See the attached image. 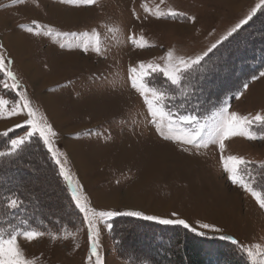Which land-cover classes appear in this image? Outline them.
<instances>
[{"label":"rangeland","instance_id":"rangeland-1","mask_svg":"<svg viewBox=\"0 0 264 264\" xmlns=\"http://www.w3.org/2000/svg\"><path fill=\"white\" fill-rule=\"evenodd\" d=\"M145 4L153 10L157 6L161 11L175 9L196 20L193 23L184 18L157 19L144 11ZM254 4L255 0H163V3L161 0H97L95 5L77 6L61 0H18L17 3L0 0V44L7 52V57L3 56L6 62L12 61L8 68H18L20 72L18 61L22 58L28 71L21 72L19 87L14 90L2 86L13 82L0 72V85L9 92L8 96H0L9 101V107L14 103L22 106L20 97H26L37 112V118L43 117L52 125L57 133L52 138L57 156L70 171L73 182H79L82 201L86 197L91 207L98 211H141L161 218L184 219L197 233L233 237L241 249L251 248L258 262L264 259V209L251 193L232 183L224 169L218 144L196 150L161 137L150 122L152 117L144 97L132 86L131 79V69L136 68L139 75L141 63L165 66L169 50L174 49L177 55L185 57L206 51L248 16ZM33 21L39 25L40 35L25 30L28 26L36 27ZM262 29L264 15L255 26L247 28L245 35L254 41L264 39ZM48 30L52 35L45 34ZM94 32L99 33L103 54L91 47L85 52L78 46L88 39L84 33L92 35ZM56 33L77 35L65 37ZM130 37H143L147 46L136 47ZM242 38L236 43L248 39ZM228 40L209 53L208 57L212 58L207 63L211 70L196 76L198 82L192 86V91L197 95L195 93L193 101L202 102L201 91L206 92V97L214 96L211 91L214 85L227 90L242 79L248 88L244 90L242 86L243 95L239 99L235 96L241 91L230 95L209 115L199 117L201 120L211 117L225 103L230 104L229 112L250 119L258 113L264 114V78L253 80V75L247 74L252 69L258 70L257 75L264 71V67H260L264 60L257 55L238 65L235 54L225 58L229 48H218ZM68 43L73 46L67 47ZM62 44L66 46L62 48ZM231 59L234 60L231 62ZM244 65L247 69L242 71ZM162 78L166 77L150 73L145 75L144 81L149 87L170 89L171 85ZM169 100L166 110L173 109ZM26 119L24 113L0 118V152H10L9 141L31 130L24 123ZM17 124L22 126L16 127ZM175 127L178 129L181 125ZM252 130L264 132V128L255 124ZM5 132L10 135L6 141L9 149L2 135ZM33 139L34 143L14 159L16 169L8 170L1 166L4 162L0 164V194L10 189L19 192L49 224L40 230L45 232L43 237L31 242L17 237V242L25 258L33 260L34 264H90L91 242L83 213L72 194L66 193L59 165L43 138L36 134L25 144ZM228 155L264 164V141L231 137L225 141L223 151V156ZM6 162L8 166L12 163ZM250 168V176L243 179H251L252 186L261 191L264 179H260L261 186L256 184L259 176L264 175V168L254 165ZM125 217L132 216L111 218L108 223L112 225L123 218L111 230L103 221H97L98 251L103 264H141L143 250L138 237L142 228ZM205 223L221 231L202 229L200 225ZM8 229L0 228V232L8 236L22 230H9L8 234L4 231ZM53 234L58 238L52 239ZM226 241L230 240L218 238L201 243L212 252L206 258L210 264H227L222 255H216L233 251ZM247 258L253 264L248 255Z\"/></svg>","mask_w":264,"mask_h":264},{"label":"snow or ice","instance_id":"snow-or-ice-1","mask_svg":"<svg viewBox=\"0 0 264 264\" xmlns=\"http://www.w3.org/2000/svg\"><path fill=\"white\" fill-rule=\"evenodd\" d=\"M18 0H13V3H17ZM65 4L73 5H84L91 6L97 3V0H61ZM163 3V0H161ZM261 8H264V0H260V3L256 5V8L246 16L244 19L240 20L221 40H217L216 43H213L206 51L195 57H185L183 55H177L176 51L169 50L166 55V64L161 67L159 64H148L145 65L141 63L139 65V75H137V69L132 68V86L138 88L141 92V95L144 97L145 103L149 110V113L152 117L151 123L155 126L156 130L159 132L160 136L165 140H172L179 142L184 145H190L193 149L199 150L202 147H207L209 144H218L221 150V159L223 161L224 169L229 173V178L233 184H239V186L244 189V191L251 193V195L256 199L259 207L264 209V187L261 191H257L252 186V180L245 181L244 176L251 173L250 166H257L264 168V164H258L257 162L249 161L243 157L236 155H228L227 157L223 156V151L225 149V141L235 136H243L248 140H260L264 141V132H256L252 130V126L255 124L259 128H264V114H256L251 119L248 116H241L236 112H229L228 108L230 104L225 103V105L220 108L218 111L214 112L211 117L201 120L197 114H194V109L189 110L185 108V105L182 103L178 106V109H184L183 113L179 110L173 111V109L168 108L166 110V102L171 99L175 100V96H170L166 89H156L149 87L144 81V77L150 73H160L167 78V82L175 87L182 97L191 99L189 93L192 91V80L193 72L199 70L202 61L205 60V57H208L217 46L223 41L232 37L242 26L249 23L252 20L253 16L256 15V12ZM144 11L151 16L160 18H184L190 22H195V17H189L184 12H179L175 9L169 8L167 11H161L159 6L156 7V10H153L144 5ZM140 19L139 16L136 17ZM36 27L28 26L25 30L29 33L35 35H40L39 25L36 21L32 22ZM21 27H25L21 25ZM46 35H52L51 30L45 32ZM58 36H76V33H56ZM85 37H88L87 40H84L80 45L85 52L91 47L98 54H103L101 47V40L99 33L94 32L92 35L89 33L83 34ZM131 42L138 48H144L147 46V42L143 37L136 39L135 37H130ZM66 45H61L65 47ZM72 43H68L67 47H72ZM3 45L0 44V48ZM12 61H5L3 54H0V72L5 73V75L11 79L12 84L3 83L2 86L9 89H16L19 87V81L17 75L8 68V64H11ZM264 78V71L259 72L258 75L253 76V80H258ZM248 84L243 85V89L247 90ZM150 94V95H149ZM243 95V91L236 94L235 98L239 99ZM22 100L21 104L14 103L13 106L9 107V101L0 96V118H8L18 116L21 113H24L27 119L24 121L25 124L30 126V131H27L26 135L19 136L16 139H11V151L10 152H0V157L6 155H12L16 153L18 149H21L23 145L31 138L33 135L38 134L39 137L43 138L44 143L47 145L49 152L52 153L55 158L56 164L59 165L60 175L71 187L72 198L75 201L76 206L79 208V211L83 213V219L88 231L89 240L91 242V255L88 257L90 264H103L101 256L99 254V235L100 231L97 227V221H103L105 226L111 230L113 225L108 223L109 220L113 217L120 215H127L132 217H142L146 220L158 221L164 225H181L184 228H190L191 231L196 232L197 229L192 227L184 219H170V218H161L158 216L145 215L141 211H127V212H117V211H98L97 209L90 206V203L85 197L82 201L80 193L79 182H73L72 175L70 171L64 167V163L57 156V150L54 149L52 138H54L57 133L53 129L52 125L47 123L43 117L37 118V112L31 106L30 101L24 96L20 97ZM25 109L27 110L25 113ZM176 125H181L178 129ZM22 125L17 124L16 127H21ZM11 131V129H9ZM178 132L179 134H175ZM2 135H7V132ZM187 151V148L184 149ZM7 207L10 209H17L22 205V201L17 196L7 197ZM176 216V213L172 214ZM202 229L212 228L214 232H220L219 228H215L209 224H201ZM45 232L38 229H22L11 233L8 236H5L0 232V264H34V261L31 259L25 258L23 250L20 248L17 237H23L27 241L31 242L40 237H43ZM199 235H206L205 232L200 231ZM58 237L53 234L52 239H57ZM67 239V236L64 237ZM222 240H230L233 244L239 245V242L231 236L221 235L219 237ZM258 248L259 245H256ZM242 251H245L249 258L252 259L253 264H264V259H261L257 262L256 254L252 251L251 248L242 247Z\"/></svg>","mask_w":264,"mask_h":264},{"label":"trees","instance_id":"trees-1","mask_svg":"<svg viewBox=\"0 0 264 264\" xmlns=\"http://www.w3.org/2000/svg\"><path fill=\"white\" fill-rule=\"evenodd\" d=\"M263 15H264V8H261L259 11L256 12V15L253 16L252 20H250L248 24L244 25L241 29H239L236 33L233 34L234 36L231 39H229L224 45H221V47L218 48L219 50L225 47L227 49L229 48L228 50L229 53H225L224 55V57L226 56L225 58L229 59L230 57L229 54L230 55L235 54V58H236L235 60L238 63V65L239 64L242 65L243 62H245V60L249 62V60L253 59V57H256L257 55L262 56V60H264V43H263L264 39L258 38V40L255 39L254 41V39H251L250 37H247V35H245L247 28L251 26H255L256 21ZM262 31L264 30L262 29L261 32ZM241 36L248 39L243 40L242 42L240 41L239 44L236 43L239 42L238 40H241ZM248 42H250L251 45H248ZM238 51H240L239 54ZM210 58H212L211 55L207 57L204 61H202L199 70L193 72L194 79L192 80V86L197 85L198 82L196 81L197 80L196 78L198 77L197 75L200 76V74L207 73L209 70H211L210 65H208L207 63V60ZM233 60L234 59H231V62ZM260 67H264V63ZM244 69H247L245 65L243 66L242 71ZM248 73L249 76L251 75L256 76L258 70L252 69V71L247 72V74ZM162 80L165 83H168L166 78H162ZM209 81L211 82L210 78ZM238 83H239L238 85L233 86L232 88L227 90L222 89L221 85L217 87L214 85L215 87L213 86V89H211V91L214 93V96L212 95V97H208V96L206 97L205 94L206 92L201 91L199 93V96H202L203 99L202 102H199L198 104L193 101L195 99V93H196L195 91L194 92L191 91L189 93L191 97V99L189 100L186 97L180 96L179 92L175 90V87L171 86V88L167 89V91L170 96H175L176 99L172 101L169 100V104L172 106L174 111L179 110L181 113H183L184 109H178V106L183 103L185 105V108L189 109L190 111L194 109V114H197L198 117L200 118L202 117L204 118L205 116L209 115L211 112L217 110L218 107L221 106V104L230 95L241 91L245 81L240 79ZM168 85L170 84L168 83ZM0 95H4V96L9 95V92H7L6 89L4 88L2 89L1 85H0ZM9 136H10L9 133H7L6 136L3 135L5 142L7 141ZM9 142H6L7 149H9ZM33 143H34V139L31 140L30 143L23 145L21 149H18L16 151V153L12 155H6L4 157H0V164L4 162L3 163L4 165L2 164L1 166L7 167L8 170L16 169L17 166L15 165L14 159L17 158L19 154H21V152L26 146ZM0 151L2 150L0 149ZM6 161L12 163L8 166L6 164L7 163ZM49 162H52V160L49 159ZM263 176L264 175L259 176V180H257L258 183L256 185L258 187L261 186L260 179L261 180L264 179L262 178ZM63 185L66 188L65 189L66 193L68 191L71 194L68 183L65 181L63 182ZM13 196L19 197V199L23 202L22 205L17 209H10L7 207L6 198ZM70 207L72 208L73 211V207L72 206ZM121 219L123 218H118L113 222L112 229H114L115 225L119 221H121ZM125 219L136 222L142 228V233L140 234V237H138L139 246L143 250L142 252L143 254L140 256L141 259L139 260L141 264H210L209 260L207 261L206 258H209L208 256H210L212 252L209 253L210 251H208L207 248L205 249L203 245L201 246V243L203 244L205 242H209L212 240L214 241L219 237H214V235H210V234L201 236L199 235V233L191 231L190 228L186 229L181 225H164L158 222L141 220L135 217H128V218L125 217ZM46 224L48 225L49 223L47 221H44L40 217V215H38L34 211L30 203L24 201L23 197H21L19 192L10 189L7 191V193H3L2 195L0 194V228L1 229L9 228L8 230H4V231L9 232V230H17V229L42 230L44 225ZM8 234H10V232ZM226 242H228L230 247L233 248V251L235 253L233 251H231L230 253H222V254L220 252H217L216 255L218 257L222 255L224 257L223 261L227 264H251V262L247 258V255L245 254L244 251H242L239 245H235L231 241H226ZM177 253H182V254L178 255ZM228 254H230V257L228 256ZM231 254H233V256Z\"/></svg>","mask_w":264,"mask_h":264},{"label":"crops","instance_id":"crops-1","mask_svg":"<svg viewBox=\"0 0 264 264\" xmlns=\"http://www.w3.org/2000/svg\"><path fill=\"white\" fill-rule=\"evenodd\" d=\"M259 3H260V0H255V4H254L255 7H254V8H256V5L259 4ZM254 5H253V6H254ZM4 49H6V48L3 47V48L1 49L0 54L3 53V55H5V56L7 57V52H6V50H4ZM13 50H14V49H13ZM17 54H18V52H17ZM8 55H9V54H8ZM16 56H17V55H16ZM8 57H9V56H8ZM7 59H8V58H7ZM19 59H20V62L18 61V63H19V67H21V69H20L21 72H24V71H25V72L27 73L28 71H27V69L24 67L23 59L20 58V57H19ZM11 67H12V66H11ZM13 68H14V65H13ZM9 69H10L12 72H15V74L17 75V78H19V79L21 78V79H22V73L19 71L18 68H17V69H16V68L11 69V68L9 67ZM19 79H18V81H19ZM21 79H20V80H21ZM30 81H32V80H31V77H30ZM8 128H9V127H8ZM5 129H6V128H5Z\"/></svg>","mask_w":264,"mask_h":264},{"label":"bare ground","instance_id":"bare-ground-1","mask_svg":"<svg viewBox=\"0 0 264 264\" xmlns=\"http://www.w3.org/2000/svg\"><path fill=\"white\" fill-rule=\"evenodd\" d=\"M129 197V196H128ZM110 202V201H109Z\"/></svg>","mask_w":264,"mask_h":264}]
</instances>
